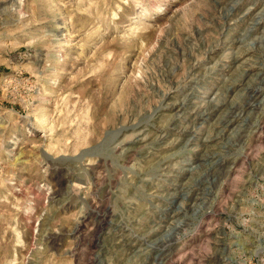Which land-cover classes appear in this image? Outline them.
Listing matches in <instances>:
<instances>
[{
  "label": "rangeland",
  "instance_id": "obj_1",
  "mask_svg": "<svg viewBox=\"0 0 264 264\" xmlns=\"http://www.w3.org/2000/svg\"><path fill=\"white\" fill-rule=\"evenodd\" d=\"M0 264H264V0H0Z\"/></svg>",
  "mask_w": 264,
  "mask_h": 264
},
{
  "label": "bare ground",
  "instance_id": "obj_2",
  "mask_svg": "<svg viewBox=\"0 0 264 264\" xmlns=\"http://www.w3.org/2000/svg\"><path fill=\"white\" fill-rule=\"evenodd\" d=\"M237 57V56H236ZM235 60L236 59H239V58H234ZM233 59V60H234ZM234 60V61H235ZM233 62V61H232ZM235 63V62H234ZM253 96L252 95H249L248 96V99L246 100V102L243 104V106L241 107V110H240V108L239 107H237V106H235L234 105V103H232V102H230V103H222V102H216L213 106H211V108L212 107H218L219 108V110H223V111H226V114H225V116H224V118L223 117H221L220 119H221V122L219 123L220 125V128H222V129H225V128H227L232 122H234V121H236V120H238V118H239V112L240 113H242L243 112V110L246 108V107H251V106H254L255 104H254V101H252L253 100ZM177 104V103H176ZM182 106V105H181ZM179 107V106H178ZM258 107V106H257ZM184 108V107H183ZM211 108H209V109H211ZM207 113V112H206ZM223 113V112H222ZM200 115H201V113H200ZM208 115V114H207ZM220 115H221V112H220ZM197 117V116H196ZM203 117H204V115H203ZM219 122V121H218ZM243 125V124H242ZM132 129V128H131ZM242 133V132H241ZM197 135V134H196ZM198 136V135H197ZM209 138V137H208ZM135 141V140H134ZM139 141V140H138ZM204 141V140H203ZM220 141V140H219ZM190 142V141H189ZM210 141L208 140V139H206L204 142H202V148H207V147H209L208 145V143H209ZM208 144V145H207ZM241 145V144H240ZM231 153V152H230ZM214 154V153H213ZM215 155H216V153H215ZM209 159L210 158V154H207V157H205L204 159ZM214 158V157H213ZM217 159V158H216ZM220 161H221V159H220ZM213 162V161H212ZM222 163V162H221ZM223 163H224V161H223ZM219 164V163H218ZM215 165H217V164H215ZM223 166L222 165H220L219 166V168H218V170L217 171H220V170H222L221 168H222ZM224 171V170H223ZM222 171V172H223ZM220 174V173H219ZM224 174V173H223ZM222 174V175H223ZM222 177V176H221ZM198 192H199V194H201L200 192H203V189L202 188H199L198 189ZM204 193V192H203ZM197 196H198V194H197ZM199 197H200V195H199ZM202 199V198H201ZM197 200V199H196ZM199 223V222H198ZM120 224V223H119ZM119 227L121 228V230L122 229H124V225H119ZM128 227H129V225H128ZM132 227V226H131ZM131 229V228H130ZM134 229V228H133ZM131 231V230H130ZM115 232V231H114ZM134 232V231H133ZM135 233V232H134ZM137 234V233H136ZM135 235V234H134ZM146 235V234H145ZM143 236V235H142ZM139 237V236H138ZM149 238V237H148ZM113 239V238H112ZM133 239V238H132ZM127 240V239H126ZM131 240V239H130ZM147 240V239H146ZM139 241V240H138ZM177 241V240H176ZM175 241V242H176ZM148 242H150V241H148ZM148 242H146L147 244H148ZM144 245V244H143ZM123 246V245H122ZM147 246H149V245H147ZM159 246V245H158ZM174 246V244L172 245V243H170V244H168V245H166V244H163L162 246H161V248L158 250L159 252H161V254L162 253H164V252H166V251H171L172 250V247ZM125 247V246H124ZM145 247V246H144ZM155 248V247H154ZM157 248V247H156ZM155 248V249H156ZM174 248V247H173ZM148 249V248H147ZM136 250V249H135ZM138 250V249H137ZM151 252H153V251H151ZM142 253V252H141ZM144 253V252H143ZM160 254V253H159ZM166 254V253H165ZM163 255L164 254H162V257H163ZM167 255H168V252H167ZM171 255V254H170ZM159 257V259H160V256H158ZM157 257V258H158ZM223 257V256H222ZM162 260V259H161ZM221 260V259H220ZM224 261V260H223ZM157 262V261H156ZM163 262V261H162ZM160 263V262H159Z\"/></svg>",
  "mask_w": 264,
  "mask_h": 264
}]
</instances>
